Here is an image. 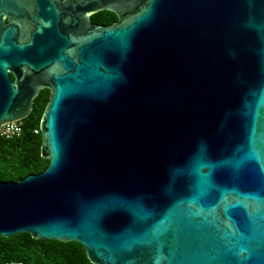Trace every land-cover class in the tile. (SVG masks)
<instances>
[{"label":"water","instance_id":"1","mask_svg":"<svg viewBox=\"0 0 264 264\" xmlns=\"http://www.w3.org/2000/svg\"><path fill=\"white\" fill-rule=\"evenodd\" d=\"M105 1L0 0V123L51 89L49 164L0 180V235L93 264H264V0ZM79 5L119 21L71 47Z\"/></svg>","mask_w":264,"mask_h":264},{"label":"trees","instance_id":"2","mask_svg":"<svg viewBox=\"0 0 264 264\" xmlns=\"http://www.w3.org/2000/svg\"><path fill=\"white\" fill-rule=\"evenodd\" d=\"M46 103V95L39 94L30 114L22 119V134L12 138L0 137V180L17 181L29 174L40 173L48 166L49 160L41 155L43 140L40 130ZM75 244L79 248L73 247ZM8 261H21L23 264H93L78 242L35 239L27 232L10 237L0 235V264Z\"/></svg>","mask_w":264,"mask_h":264},{"label":"flooded vegetation","instance_id":"3","mask_svg":"<svg viewBox=\"0 0 264 264\" xmlns=\"http://www.w3.org/2000/svg\"><path fill=\"white\" fill-rule=\"evenodd\" d=\"M62 1H66V0H62ZM109 2L112 3L116 7L115 9L118 11H121L122 8L123 9L125 8L129 12H135L141 7V5L145 2V0H106L105 1V3L107 4H110ZM86 12L87 11L83 9L81 5H79L77 7V11L73 12L74 15H69L67 13H63V15H59L60 20L57 23L58 27L62 32H64L65 34L70 36L71 39H73V44L71 45V47H73L74 44L76 45L78 41L88 38V36H90L96 28H103L109 26L113 23L118 22L120 18L115 10H111L106 7L94 9L93 11L89 12L88 15H84V13ZM13 18L16 19L14 16L12 17L6 16L4 18V21L5 23H10L13 20ZM20 25H21V30H23V33H27L31 29V24L29 22L23 21L20 22ZM9 74L11 79H14V75L12 73ZM40 82L42 86L38 92V95L44 93L47 97V102H48L51 94V89L47 86L48 80L41 79ZM34 100H33V104H34Z\"/></svg>","mask_w":264,"mask_h":264},{"label":"built area","instance_id":"4","mask_svg":"<svg viewBox=\"0 0 264 264\" xmlns=\"http://www.w3.org/2000/svg\"><path fill=\"white\" fill-rule=\"evenodd\" d=\"M23 132V122L22 120H14L9 122L0 123V137L2 138H12L20 136ZM37 133L38 130L35 129Z\"/></svg>","mask_w":264,"mask_h":264},{"label":"snow or ice","instance_id":"5","mask_svg":"<svg viewBox=\"0 0 264 264\" xmlns=\"http://www.w3.org/2000/svg\"><path fill=\"white\" fill-rule=\"evenodd\" d=\"M241 251H245V249H241ZM224 264H240L239 261H232V262H224Z\"/></svg>","mask_w":264,"mask_h":264},{"label":"rangeland","instance_id":"6","mask_svg":"<svg viewBox=\"0 0 264 264\" xmlns=\"http://www.w3.org/2000/svg\"><path fill=\"white\" fill-rule=\"evenodd\" d=\"M73 247H75V248H79V245L75 244Z\"/></svg>","mask_w":264,"mask_h":264}]
</instances>
